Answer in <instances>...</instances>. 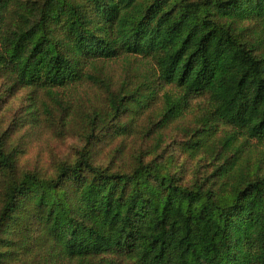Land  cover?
<instances>
[{"label":"trees","instance_id":"trees-1","mask_svg":"<svg viewBox=\"0 0 264 264\" xmlns=\"http://www.w3.org/2000/svg\"><path fill=\"white\" fill-rule=\"evenodd\" d=\"M121 59L132 81L102 84L108 108L95 111L94 127L112 111L140 119L157 98L167 126L200 94L232 126L222 156L242 163L264 147V0H0V79L12 94L47 93L62 105L55 120L71 116L61 90L97 78L92 63ZM28 108L40 120L37 105ZM6 141L1 135L0 264L24 263L40 246L52 261L75 264H118L104 254L133 264H264V174L223 194V183L185 186L143 160L114 171L83 151L43 177L21 171V149Z\"/></svg>","mask_w":264,"mask_h":264},{"label":"rangeland","instance_id":"rangeland-1","mask_svg":"<svg viewBox=\"0 0 264 264\" xmlns=\"http://www.w3.org/2000/svg\"><path fill=\"white\" fill-rule=\"evenodd\" d=\"M126 59L135 60L133 57ZM92 64L89 72L97 78L60 91L63 101L71 105L65 116L66 120L71 114L68 124L53 119L54 115L60 114L62 105L47 93L22 88L12 94L11 85L0 79V136L6 137L9 148L20 147L17 164L21 171L54 176L61 164L74 163L81 152L90 151L96 164L114 171H129L137 161L143 160L157 165L185 186L202 185L218 191V186L223 183V194L230 193L232 184L242 178L254 179L264 174L263 146L242 163L235 161L234 156H222V136L232 126L208 111L210 106L204 95H192L180 117L167 126H160L164 107L161 98H157L140 119H135L126 110L112 111L110 116L114 117L110 122L94 127L90 120L96 115L95 111L108 108L106 87L104 90L102 84L119 89L123 83L132 81L133 73L125 66V59ZM132 87L128 89L131 92ZM31 105H37V111L35 108L32 111L43 115L40 120H31L28 112ZM47 106L51 114H48ZM120 122L129 125L128 130L116 129ZM199 139L200 144L195 145ZM227 168L230 169L227 177L218 178ZM1 203L0 197V209ZM22 257L24 263L16 260L12 264H75L62 257H54L52 261L41 246ZM104 257L112 258L118 264L134 263L115 254H104Z\"/></svg>","mask_w":264,"mask_h":264}]
</instances>
